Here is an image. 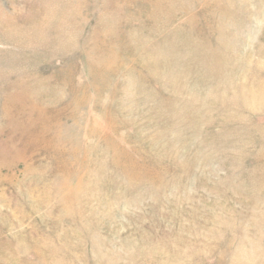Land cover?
Returning a JSON list of instances; mask_svg holds the SVG:
<instances>
[{
	"label": "rangeland",
	"instance_id": "374dc122",
	"mask_svg": "<svg viewBox=\"0 0 264 264\" xmlns=\"http://www.w3.org/2000/svg\"><path fill=\"white\" fill-rule=\"evenodd\" d=\"M0 264H264V0H0Z\"/></svg>",
	"mask_w": 264,
	"mask_h": 264
}]
</instances>
